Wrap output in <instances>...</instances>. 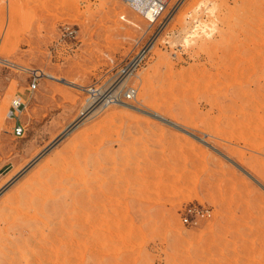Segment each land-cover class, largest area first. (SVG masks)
<instances>
[{"label": "rangeland", "instance_id": "374dc122", "mask_svg": "<svg viewBox=\"0 0 264 264\" xmlns=\"http://www.w3.org/2000/svg\"><path fill=\"white\" fill-rule=\"evenodd\" d=\"M263 1L0 0V264H264Z\"/></svg>", "mask_w": 264, "mask_h": 264}, {"label": "bare ground", "instance_id": "6f19581e", "mask_svg": "<svg viewBox=\"0 0 264 264\" xmlns=\"http://www.w3.org/2000/svg\"><path fill=\"white\" fill-rule=\"evenodd\" d=\"M122 1H125V2H127L130 6H132V7H136L137 5L138 6H142L143 4H145V3H152L153 5V8L151 9L152 10V12L151 13H154V10H156L157 9V7H158V4L159 3H165L166 4V0H122ZM242 1V3L245 1V0H241ZM11 2V1H10ZM264 2V1H263ZM13 3V2H12ZM11 3V4H12ZM228 3H229V0H223V1H220V0H198V7H200V8H198V13L200 14V15H204V14H208V15H215L218 11H220V10H222L223 8H225V7H228ZM262 5V4H261ZM230 7V6H229ZM11 8V7H10ZM260 8V7H259ZM14 9V8H13ZM230 9V8H229ZM261 9V8H260ZM11 11H13L14 12V10H11ZM222 12V11H221ZM218 14V13H217ZM252 14V13H251ZM219 15V14H218ZM254 15V14H253ZM201 17V16H200ZM249 17H250V15H249ZM248 17V18H249ZM202 18V17H201ZM252 18V17H251ZM250 18V19H251ZM255 18V17H254ZM258 18V17H257ZM260 18V17H259ZM200 21V19H198V23L196 22V20L194 19V21H193V23L191 24V26L186 30V32H185V34L181 37V41H188V37H189V35H190V33L192 32V31H194L195 29H196V27L197 26H199L200 25V23L201 22H203L201 25V27H202V29H206V24L204 25V23H206L205 22V20H203V21H201V22H199ZM23 22V21H22ZM135 23H137V22H135ZM138 24V23H137ZM132 25V24H131ZM134 26H136L135 24H133ZM133 26V27H134ZM138 26V25H137ZM200 26H199V28H201ZM141 28V27H140ZM132 30V29H131ZM137 30V29H136ZM135 30V31H136ZM134 30H132V32H133ZM202 32L203 33H201V31L198 33V35H199V37H198V39L200 40V41H202L203 43L204 42H208V41H210V40H212L214 37H215V32L214 31H203L202 30ZM217 32V31H216ZM226 32V31H225ZM224 31L222 32V33H225ZM225 34H227V33H225ZM224 34V35H225ZM131 35H133V34H131ZM221 35V34H220ZM260 35V34H259ZM258 36V35H257ZM264 37V36H263ZM6 60V59H5ZM12 63V62H11ZM20 68V67H19ZM23 68V67H22ZM24 70H26L27 71V69H24ZM29 71V70H28ZM34 72V71H33ZM35 73H38V71H35ZM41 74L42 75H44V76H46V77H55L53 74H51V73H48V72H41ZM57 79H59V80H61V81H63V82H66V83H68V81H66V80H64V78H57ZM210 82V81H209ZM88 90V89H87ZM104 94V93H103ZM109 94V93H108ZM104 102H105V100H104ZM117 102V101H116ZM118 103V102H117ZM119 103H121L120 102V100H119ZM106 104H108V102H106L105 103V105ZM123 104H124V102H123ZM95 105V104H94ZM130 106V105H129ZM95 107V106H94ZM131 107H132V105H131ZM133 107H135V108H138L137 106H134L133 105ZM93 110V109H92ZM91 110V111H92ZM91 111H89V112H91ZM88 112V113H89ZM35 159V158H34ZM37 159V158H36ZM26 167V166H25ZM28 167V166H27ZM24 170V169H23ZM163 170V169H162ZM17 176V175H16ZM15 176V177H16ZM14 178V177H13ZM11 181V180H10ZM12 182V181H11ZM136 182V181H135ZM153 183V182H152ZM154 184V183H153ZM111 187V186H110ZM108 188V187H107ZM125 190V189H124ZM139 190H140V188H139ZM124 193V192H123ZM120 194V193H119ZM106 195V194H105ZM146 195V194H145ZM48 196V195H47ZM129 196V195H128ZM151 196V195H150ZM51 196H49V198H50ZM104 197V196H103ZM107 197V196H106ZM133 197V196H132ZM142 197H144L145 198V196H142ZM51 198H53V197H51ZM144 198H142V199H144ZM112 199V198H111ZM47 200V199H46ZM57 200V199H56ZM76 200H78V199H76ZM119 200V199H118ZM145 200V199H144ZM42 201V200H41ZM102 201V200H101ZM150 201H151V198H150ZM43 202V201H42ZM58 201H55V202H51V203H48L47 201H44L43 203H40L39 205H40V207H38L39 208V212L40 211H44V210H48L49 211V209H52V210H56V208H57V203ZM103 202V201H102ZM107 202H108V200H107ZM107 202H106V204H107ZM29 203V202H28ZM79 203V202H78ZM98 204V203H97ZM99 204H102L101 202H99ZM126 204V203H125ZM38 205V206H39ZM79 205V204H78ZM82 205V204H81ZM75 206V205H74ZM103 206V205H102ZM61 207V206H60ZM101 207V206H100ZM122 207V206H121ZM80 208V207H79ZM78 208V209H79ZM17 209V208H16ZM61 209V208H60ZM77 209V211H79ZM85 209V208H84ZM92 209V208H91ZM95 209V208H94ZM14 210V209H13ZM18 210V209H17ZM99 210V209H98ZM97 210V211H98ZM116 210V208L114 209V211ZM124 210V209H123ZM127 210V209H126ZM84 211V210H83ZM93 211V210H92ZM133 211V210H132ZM62 212V211H61ZM64 212V211H63ZM82 212V211H81ZM80 212V213H81ZM115 212H119L118 211V208H117V210L115 211ZM115 212H113L114 214H115ZM21 213H23V212H21ZM48 213H50V212H48ZM55 213V212H54ZM78 213V212H77ZM125 213V212H124ZM35 214V213H34ZM53 214V213H52ZM51 214V215H52ZM63 214V213H62ZM94 214V213H93ZM93 214H91L90 213V215H89V217L92 215L93 216ZM117 214V213H116ZM119 214V213H118ZM117 214V215H118ZM32 215V214H31ZM54 215V214H53ZM82 215H84V214H82ZM125 215V214H124ZM135 215V214H134ZM28 216H29V214H28ZM36 216V215H35ZM45 216V215H44ZM65 216H67V215H65ZM68 216H69V214H68ZM68 216H67V218H68ZM75 216H78V215H75ZM75 216H73V217H75ZM111 216V215H110ZM128 216V215H127ZM129 216H130V214H129ZM37 217V216H36ZM62 217H63V215H62ZM79 217H80V215H79ZM81 217H84V216H81ZM88 217V216H87ZM131 217V216H130ZM32 218V217H31ZM51 218H53V217H51ZM77 218V217H76ZM33 219V218H32ZM63 219H65V217H63ZM72 219H74V218H72ZM79 219V218H78ZM85 218H82V220L81 221H85L84 220ZM89 219H91V218H89ZM131 219V218H130ZM36 220H38L37 218H36ZM49 220V219H48ZM68 220V222L70 221V219H67ZM66 220V221H67ZM75 220V219H74ZM93 220V219H92ZM42 221V220H41ZM64 221V220H63ZM76 221V220H75ZM78 221V220H77ZM27 222V221H26ZM40 222V221H39ZM61 222V221H60ZM85 222H88V221H85ZM122 222V221H121ZM38 223V222H37ZM67 223V222H66ZM77 223V222H76ZM82 222H80L79 221V224H81ZM89 223V222H88ZM92 223H93V221H92ZM96 223V222H95ZM102 223V222H101ZM119 223V222H118ZM131 223V222H130ZM31 224V223H30ZM29 224V225H30ZM40 224V223H39ZM59 224V223H58ZM61 224V223H60ZM59 224V226H62V225H60ZM64 224H65V221H64ZM78 224V223H77ZM83 224V223H82ZM57 225V224H56ZM71 225V224H70ZM84 225H85V223H84ZM82 226V230H84L85 228L87 229V227L86 226ZM91 225V224H90ZM97 224H95V226H96ZM100 225V224H99ZM114 225V224H113ZM31 226V225H30ZM76 226V225H75ZM74 226V227H75ZM102 226H104V225H102ZM106 226V225H105ZM112 226V225H111ZM117 226V225H116ZM91 227V226H90ZM94 227V226H93ZM92 227V228H93ZM97 227V226H96ZM99 227H101V226H99ZM98 227V229L97 230H99L100 228ZM114 227V226H113ZM113 227H109V228H113ZM33 228V227H32ZM60 228H62V227H60ZM71 228V227H70ZM64 229V228H63ZM63 229H61L62 231H63ZM73 229V228H72ZM88 229H89V226H88ZM96 229V228H95ZM102 229H104V228H102ZM101 229V230H102ZM127 229V228H126ZM21 230H22V228H21ZM93 230V229H92ZM105 231H106V229H104ZM104 230H102V232L104 231ZM108 231H110V229H107ZM116 230H117V227H116ZM50 231H53V230H50ZM66 231V230H65ZM65 231H64V233H65ZM78 231V230H77ZM80 231V230H79ZM85 231V230H84ZM100 231V230H99ZM98 231V232H99ZM119 231V230H118ZM117 231V232H118ZM41 232V231H40ZM58 232V231H57ZM56 232V233H57ZM70 232V231H69ZM73 233H74V231H72ZM82 232V231H81ZM87 232V231H86ZM89 232H91V230H89ZM94 232V231H93ZM101 232V233H102ZM111 232V231H110ZM115 232V231H114ZM114 232H111V234L112 233H114ZM121 232V231H120ZM44 233V232H43ZM59 233V232H58ZM71 233V232H70ZM70 233H67V234H69L70 235ZM77 233H79V232H77ZM83 233V232H82ZM96 232H94L93 233V235L95 234ZM119 233V232H118ZM36 234V233H35ZM59 234H61V233H59ZM96 234H99V233H96ZM115 234V233H114ZM41 235V234H40ZM44 235V234H43ZM55 235V234H54ZM62 235H63V233H62ZM61 235V236H62ZM68 235V236H69ZM72 235V234H71ZM71 235L69 236V237H71ZM52 236V235H51ZM58 236V235H57ZM79 236V235H78ZM98 237H99V235H97ZM56 237V236H55ZM67 237V236H66ZM69 237H68V239H69ZM89 237V236H88ZM57 239L59 238V237H56ZM61 238V237H60ZM64 238V237H63ZM84 238V237H83ZM93 238V237H92ZM95 238V237H94ZM97 238V237H96ZM74 238H72L71 237V240H73ZM88 239V238H87ZM100 239V238H99ZM103 239V238H102ZM47 240H49V239H45V241H47ZM54 240V239H53ZM61 240V239H60ZM63 240V239H62ZM75 240V239H74ZM82 240V239H81ZM84 240V239H83ZM82 240V241H83ZM93 240V239H92ZM91 240V241H92ZM96 240V239H95ZM95 240H93V241H95ZM41 241V240H40ZM57 241V240H56ZM55 242V241H54ZM71 242H73V241H71ZM70 241H69V243H71ZM34 243V242H33ZM42 243V242H41ZM49 243V242H48ZM51 243H52V241H51ZM56 243V242H55ZM54 243V244H55ZM75 244H76V242H74ZM82 243V242H81ZM96 243V242H95ZM101 243H104V242H101ZM108 243V242H107ZM54 244H52V245H54ZM79 244V243H78ZM77 244V245H78ZM98 244H99V240H98ZM51 245V244H50ZM51 245V246H52ZM104 245H105V243H104ZM28 246V245H27ZM34 246V245H33ZM66 246H69L70 247V245H66ZM81 246V245H80ZM79 246V247H80ZM89 246V245H88ZM103 246V245H102ZM29 247V246H28ZM44 247V246H43ZM27 248V247H26ZM86 248V247H85ZM30 249V248H29ZM41 249V248H40ZM44 249V248H43ZM67 249V248H66ZM65 249V250H66ZM73 249H74V247H73ZM95 249V248H94ZM69 250V249H68ZM25 251V250H24ZM25 252H28L27 250L25 251ZM68 252V251H67ZM101 252V251H100ZM33 252L32 251H30V252H28L27 254H26V256H24V258L23 259H25V257H29L31 254H32ZM66 253V252H65ZM82 254V253H81ZM22 255V254H21ZM24 255V254H23ZM83 256H84V254H83ZM31 257V256H30ZM77 257H78V255H77ZM78 258H80V257H78ZM11 259V258H10ZM30 259V258H29ZM26 260V259H25ZM63 262V261H62ZM66 262V261H65ZM68 263H71L72 261H71V258L67 261ZM79 262V261H78ZM82 262V261H81ZM77 263V262H76ZM25 264V263H24Z\"/></svg>", "mask_w": 264, "mask_h": 264}, {"label": "built area", "instance_id": "2783aa9c", "mask_svg": "<svg viewBox=\"0 0 264 264\" xmlns=\"http://www.w3.org/2000/svg\"><path fill=\"white\" fill-rule=\"evenodd\" d=\"M163 4L165 3H159L158 4V9L157 12L158 14L162 13V10L164 9ZM68 30H70V32H73V29H70V27H67ZM36 74V73H35ZM37 75V74H36ZM38 85V78L34 77L31 82L29 83V90L30 91H34L37 88ZM136 88L135 87H131L130 89H128L126 97L129 99H132L135 97L136 94ZM90 92V96H91V102H98V101H106V102H116L118 101L119 97L117 95H104L100 92V90L97 87H91V89H89ZM26 102L25 100L22 98V96L17 95V97H15L11 103V106L8 110V117L11 118L14 121V125H13V131L15 133V135L20 136L23 135L25 133V126L24 124L21 122L20 120V115L22 114V112L24 111V109L26 108ZM186 221L188 220L187 218H184Z\"/></svg>", "mask_w": 264, "mask_h": 264}]
</instances>
